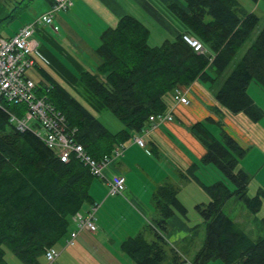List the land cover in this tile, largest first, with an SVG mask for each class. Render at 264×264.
Listing matches in <instances>:
<instances>
[{
  "label": "trees",
  "instance_id": "trees-1",
  "mask_svg": "<svg viewBox=\"0 0 264 264\" xmlns=\"http://www.w3.org/2000/svg\"><path fill=\"white\" fill-rule=\"evenodd\" d=\"M3 1L13 6L0 19V27L27 11L34 0H0ZM44 1L49 9L55 3ZM170 8L186 27L185 33L198 38L212 55L195 52L184 42V33L174 41L152 47L150 30L137 18L126 15L116 28L102 34L96 50V69L80 74L86 91L124 125L121 130L111 131L51 78L44 75L45 81L37 85V94L47 97L70 126L78 129V141L96 160L143 133L151 126V116L167 110L168 94L197 81L208 85L218 104L231 114H244L253 123L264 118L263 109L248 93L254 80L264 85V28L224 78L260 18L246 12L238 0H186L184 8L177 3ZM9 107L13 111L24 109L16 104ZM191 131L206 149L201 164L215 166L234 186V190L230 189L224 180L204 184L196 176L198 164L179 173L180 180L200 184L209 198L207 204L196 206L206 227L201 248L188 263L163 235L168 232L172 216H187V209L178 199L179 187L165 182L153 194L156 224L127 238L121 244L122 252L136 264H207L214 260L224 264H264V237L253 239L224 212L234 197L252 214H257L263 205L264 190L260 188L250 197L251 178L239 167L247 150L225 130L221 139L217 138L205 122L193 125ZM94 179L80 162L63 163L32 132L17 131L8 112L0 109V264H10L4 246L23 264H41L48 248L64 244L73 231L72 217L94 204L90 194Z\"/></svg>",
  "mask_w": 264,
  "mask_h": 264
},
{
  "label": "crops",
  "instance_id": "crops-1",
  "mask_svg": "<svg viewBox=\"0 0 264 264\" xmlns=\"http://www.w3.org/2000/svg\"><path fill=\"white\" fill-rule=\"evenodd\" d=\"M172 3L183 8L185 6L180 0H73L66 12L55 16L51 27L41 26L37 29L34 39L38 53L44 60L39 59L38 64L29 70H34L40 76L39 80H33L29 71L28 77L37 85L45 81V76L51 78L72 96L73 90L83 102L74 97L99 119V115L108 110L86 91L80 81L81 73L94 71L86 66L85 58L96 55L102 34L107 29L116 28L126 15L137 18L150 30L149 45L152 47H157L159 43H151L153 23L168 32L160 41L165 42L170 37L176 38L185 33L186 27L170 8ZM4 4V1L0 2V19L6 17L13 6L12 2ZM48 10L47 5V10L42 14ZM144 15L152 18L153 22L147 21ZM185 91L189 105L175 102L173 93L165 98L173 121L149 127L146 133L136 134L123 144V156L104 169V177L93 180L90 194L94 204L99 205L96 214L98 230L95 233L81 232L74 245L60 251L54 264H136L122 252L121 244L127 238L137 236L146 227L156 224L158 214L154 208L153 194L165 182L179 187L178 199L187 209V216L183 217L179 213L172 216L168 220V232L163 235L170 246L176 248L188 263H192L204 241L202 235L198 239L194 237V228L204 224L196 206L207 204L209 198L200 184L194 180H180L179 173H186L192 165L198 164L196 176L204 184L210 185L204 175L211 172L206 170L213 168L201 164L206 149L192 133L191 127L205 122L214 134L215 128L219 126L234 136L243 147L254 142L251 121L242 117V114L233 115L220 106L215 92L208 85L197 81L186 87ZM138 136L143 138L145 148L136 143L135 138ZM114 175H122L126 180V189L121 195L108 193V180ZM92 206L86 207L84 212ZM75 229L73 224L72 230ZM147 237L152 239L153 235L148 234ZM41 264H49L45 256Z\"/></svg>",
  "mask_w": 264,
  "mask_h": 264
},
{
  "label": "built area",
  "instance_id": "built-area-1",
  "mask_svg": "<svg viewBox=\"0 0 264 264\" xmlns=\"http://www.w3.org/2000/svg\"><path fill=\"white\" fill-rule=\"evenodd\" d=\"M73 0H55L54 5L43 15L38 16L32 23L21 28L11 38L0 39V109L8 112L10 123L19 132H32L47 148L52 150L63 163L72 160L80 162L95 178L104 177V169L124 154V145H118L110 155L101 160L93 158L78 139V129L70 126L66 116L58 110L45 96L37 94V84L28 77V71L44 60L38 53L34 35L41 26H52L55 16L66 12ZM184 42L195 52L205 54L206 48L195 36L184 33ZM185 87H177L173 92V100L183 105H189ZM11 104L23 106L22 110L13 111ZM171 111L150 117V128L173 121ZM149 128V129H150ZM148 128L143 131L146 133ZM135 141L142 148L146 144L141 136ZM126 189V180L122 175H114L108 180L109 195H121ZM98 204H94L86 212H77L72 217L76 229L71 231L65 246H72L81 232L95 233L97 226ZM60 255L55 248H48L45 257L54 264Z\"/></svg>",
  "mask_w": 264,
  "mask_h": 264
},
{
  "label": "rangeland",
  "instance_id": "rangeland-1",
  "mask_svg": "<svg viewBox=\"0 0 264 264\" xmlns=\"http://www.w3.org/2000/svg\"><path fill=\"white\" fill-rule=\"evenodd\" d=\"M180 1H183V3L185 4V0H180ZM238 2L246 12L255 13L260 18V22L258 27L253 31L248 41L239 50L236 58L234 59V61L226 71L224 78H227V76L233 71L236 64L240 61V59L243 57V55L246 53L249 47L256 40L260 31L264 28V0H260L258 3H255L252 0H238ZM46 10H47V4L45 3L44 0H34L30 4V7L28 8L27 11L23 12L15 20L10 21V23H7L0 27V35L3 38L12 36L15 32H17L21 28L22 25L30 21L34 16H37L38 14L41 15ZM144 16L147 21L153 22L152 18L146 15ZM151 26H152L151 43L154 45L155 41H157L159 42L157 46H161L164 41H160V39L168 35V32L163 27H161L156 23H153V25ZM174 40L175 38L173 37L169 38V41H174ZM205 54L212 55V53L209 52L208 49H206ZM85 62H86V66L89 69L95 70V67L98 64V58L96 55L88 56V58H85ZM29 75H31L32 79L36 81L39 80L40 78L39 75L35 74L34 70L29 71ZM71 92L78 100L83 102L80 95L75 93L73 90ZM248 93L254 99L256 104L264 111V85L254 80L248 88ZM242 117H246L245 119H248V117L245 116L244 114H242ZM99 119L113 132H117L124 127V125L110 111H106L100 114ZM250 123L252 125L251 130L253 131L252 138L254 143L248 144L246 147H244L247 150V154L240 161V165H241V169H243L246 173H248V175L251 178L248 195L250 197H254L260 188L264 190V118L258 123H253L252 121ZM222 131L223 129L217 126V128H215V136L221 139ZM209 167H212L213 170H206L211 172L205 173L204 177L207 178V181L210 184L215 182L216 180L219 181L224 180L227 183V185L230 187V189L234 190V186L226 180L224 175L215 166H209ZM224 212L231 219H233L236 222H239L241 224V227L244 228V230H246V232L253 239L256 240L264 237V200L260 211L257 214H252L247 210V208L245 207L244 203L241 200L234 197L225 205ZM122 228L124 229V227ZM205 228L206 227L204 224L201 227L195 228L196 231L194 232V237L198 239V237L202 235L204 238ZM64 247H66L65 243L62 245L60 244L55 248H57L59 251H62ZM3 248L5 250V258L7 262H9L10 264L21 263V261L10 251V249L7 246H4ZM72 249L73 247H71L70 250ZM207 264H224V263L220 260H214Z\"/></svg>",
  "mask_w": 264,
  "mask_h": 264
},
{
  "label": "bare ground",
  "instance_id": "bare-ground-1",
  "mask_svg": "<svg viewBox=\"0 0 264 264\" xmlns=\"http://www.w3.org/2000/svg\"><path fill=\"white\" fill-rule=\"evenodd\" d=\"M52 248V247H51Z\"/></svg>",
  "mask_w": 264,
  "mask_h": 264
}]
</instances>
